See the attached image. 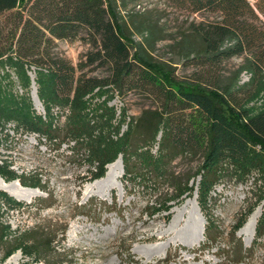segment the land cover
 Here are the masks:
<instances>
[{"label":"trees","instance_id":"obj_1","mask_svg":"<svg viewBox=\"0 0 264 264\" xmlns=\"http://www.w3.org/2000/svg\"><path fill=\"white\" fill-rule=\"evenodd\" d=\"M166 1L173 9L216 17L179 26L174 36H168L157 22L158 12L128 9L137 0H27L14 41L0 58L34 67L45 119L34 113L25 97L4 90L0 112L17 119L24 129L83 150L84 161L97 164L95 178L120 157L126 181L155 191L166 182L173 193L157 202L165 210L168 202L192 191L189 180L169 172L179 156L202 159L196 170L202 211L207 210L210 190L226 176L244 181L254 174L263 199L264 109L253 113L248 104L264 87V0ZM4 2L12 3L0 0V5ZM82 34L81 41L90 49L77 66L53 53L55 40L73 41ZM168 40L172 59L159 60L153 53ZM235 58L241 59L237 69L225 75L222 65ZM177 64L190 73L179 75ZM90 66L106 74L88 77L83 71ZM242 74L249 77L247 83L241 82ZM95 91L138 92L153 100L155 108L143 111L125 131H120L123 119L105 130L114 116L111 110L104 125L95 123L100 107L90 108L89 102ZM97 116L104 119V114ZM60 117L65 118L61 126ZM20 183L27 185L22 177ZM0 198L7 199L2 193ZM261 214L257 238L264 234V210ZM234 233L231 241L237 243ZM37 237L27 241L22 237L8 254L24 242L33 251H44L48 243ZM238 245L235 257L242 251Z\"/></svg>","mask_w":264,"mask_h":264},{"label":"rangeland","instance_id":"obj_2","mask_svg":"<svg viewBox=\"0 0 264 264\" xmlns=\"http://www.w3.org/2000/svg\"><path fill=\"white\" fill-rule=\"evenodd\" d=\"M11 2L0 5V56L14 41L27 0ZM128 9L158 12L157 22L168 30V36H174L179 26L213 21L216 17L173 9L166 0H137ZM83 36L73 41L55 40L53 53L77 66L90 49L81 41ZM170 43L158 44L153 56L171 61ZM6 57L0 58V90L25 97L34 113L45 119L34 67ZM240 62L239 58L225 62L222 72L231 74ZM177 67L179 75L190 73L178 64ZM83 72L88 77L106 74L104 69L92 66ZM248 81L249 77L242 74L241 82ZM89 102L90 108L101 109L94 119L99 126L105 124L112 110L114 118L104 126L105 130H112L123 119L120 131H125L143 111L155 108L153 100L138 92L121 95L95 91ZM248 109L253 113L264 109V87L252 96ZM101 114L104 119L97 116ZM8 116L0 112V180L5 184L18 182L40 195L28 201L16 200L0 190L11 199L0 198V264H264V234L257 238L255 227L253 236L241 232L255 210H260V216L264 210V198L260 199L263 190L254 174L244 181L224 177L206 196L207 210L202 211L198 202L200 175L196 172L202 159L179 156L169 166V172L189 180L192 191L178 201L168 202L165 210L157 202H165L173 193L166 182L155 191L126 181L120 157L106 164L102 176L95 178L92 174L97 164L85 162L83 150H73L70 144L24 129L18 126L17 119ZM64 120L60 117V126ZM157 148L156 144L152 152ZM117 162L106 175L108 166ZM20 177L26 179L27 185H21ZM233 233L237 243L231 241ZM33 235L48 243L44 251H33L30 243L24 242L8 254L22 237L27 241ZM238 244L242 251L235 257Z\"/></svg>","mask_w":264,"mask_h":264},{"label":"bare ground","instance_id":"obj_3","mask_svg":"<svg viewBox=\"0 0 264 264\" xmlns=\"http://www.w3.org/2000/svg\"><path fill=\"white\" fill-rule=\"evenodd\" d=\"M118 163L119 162L108 166V171H107L106 175H108L110 173V171H112V168ZM87 189L88 188H86L85 190L88 191ZM0 190H2V191L5 190L6 192L10 193L16 200H27L28 201V200L32 199L34 196L40 195V192H38V191H35V190L30 191L28 189L22 188L18 182L11 183V184H5L0 180ZM259 211H260L259 209L254 211V213L249 218L247 223L241 229L242 234H247V235L249 234L250 236H253L256 221L260 216ZM191 236H193V235H191ZM201 238H202V234L200 235L199 239L201 240Z\"/></svg>","mask_w":264,"mask_h":264}]
</instances>
